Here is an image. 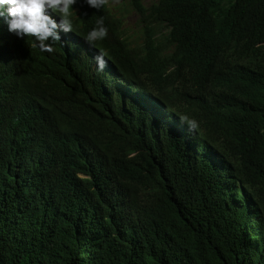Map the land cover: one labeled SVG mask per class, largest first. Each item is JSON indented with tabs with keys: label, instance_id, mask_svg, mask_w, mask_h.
Returning <instances> with one entry per match:
<instances>
[{
	"label": "trees",
	"instance_id": "trees-1",
	"mask_svg": "<svg viewBox=\"0 0 264 264\" xmlns=\"http://www.w3.org/2000/svg\"><path fill=\"white\" fill-rule=\"evenodd\" d=\"M135 8L101 83L0 9V264H264V0Z\"/></svg>",
	"mask_w": 264,
	"mask_h": 264
},
{
	"label": "clouds",
	"instance_id": "clouds-1",
	"mask_svg": "<svg viewBox=\"0 0 264 264\" xmlns=\"http://www.w3.org/2000/svg\"><path fill=\"white\" fill-rule=\"evenodd\" d=\"M119 1L131 4L136 15V35H132L123 18L114 12L115 5L112 3ZM142 4L148 7L143 0ZM3 8L7 10L8 31L20 38L33 37V47H38L42 52L53 53L55 49L48 42H59L61 39L63 43L70 39L81 46V70L87 79L95 83H101V76L97 72L104 71L108 64L107 48L99 41L108 40V30L112 31L118 26V49L122 54L124 41L130 47L138 48L146 36L138 25L135 0H0V9ZM88 10L95 11L94 16L98 18L95 23L91 22ZM4 15L5 12L0 10V17ZM133 36H137L138 45L131 44ZM190 123L195 126V121Z\"/></svg>",
	"mask_w": 264,
	"mask_h": 264
},
{
	"label": "rangeland",
	"instance_id": "rangeland-1",
	"mask_svg": "<svg viewBox=\"0 0 264 264\" xmlns=\"http://www.w3.org/2000/svg\"><path fill=\"white\" fill-rule=\"evenodd\" d=\"M153 0H143V3L145 6H149ZM112 5H115L114 12L123 18V22L125 23V26L129 29V31L132 32V35L137 34V29L135 28L136 23V15L133 13L132 6L129 2L121 3L116 2L112 3ZM131 44L138 45L139 40L137 36H133L131 38Z\"/></svg>",
	"mask_w": 264,
	"mask_h": 264
}]
</instances>
